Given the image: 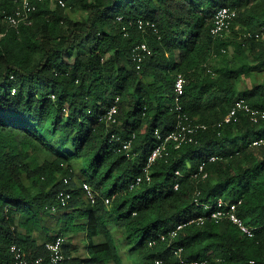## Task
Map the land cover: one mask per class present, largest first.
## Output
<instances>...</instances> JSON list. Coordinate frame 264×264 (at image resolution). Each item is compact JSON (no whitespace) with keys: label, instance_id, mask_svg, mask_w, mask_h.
<instances>
[{"label":"trees","instance_id":"trees-1","mask_svg":"<svg viewBox=\"0 0 264 264\" xmlns=\"http://www.w3.org/2000/svg\"><path fill=\"white\" fill-rule=\"evenodd\" d=\"M223 7L237 17L213 39ZM24 13V0H0V264H16L13 246L47 258L45 243L59 236L68 264H264V145H252L264 120L243 111L224 123L239 100L264 110V81L247 84L264 73V0H31L29 19L10 23ZM143 42L152 55L137 70L132 51ZM114 106L116 123L106 118ZM182 114L207 128L170 144L152 181L131 189L155 131L175 130ZM113 136L133 140L137 158ZM202 164L207 177L195 178ZM63 191L73 195L66 206ZM219 199L241 202L236 214L253 237L226 218L189 223Z\"/></svg>","mask_w":264,"mask_h":264},{"label":"built area","instance_id":"built-area-1","mask_svg":"<svg viewBox=\"0 0 264 264\" xmlns=\"http://www.w3.org/2000/svg\"><path fill=\"white\" fill-rule=\"evenodd\" d=\"M43 1V0H39ZM60 4L64 7L65 4L63 2H60ZM24 6L27 10V13H24L21 15L20 20L16 17H10V23L17 27L18 23L20 21H27L29 19V13L31 11V0H24ZM237 17V11L233 10L228 7H223L218 9L214 16L213 20V27L211 29V36L213 39H219L224 38L228 32H230L233 21ZM138 28L143 33L147 32L148 30H151L155 35L159 34V30L155 23L151 21H145V20H139L138 21ZM264 36V29L262 30L261 34H258L257 37ZM159 38V37H158ZM160 39V38H159ZM152 55V50L148 46L147 43L143 42L139 45H137L133 51H132V61L136 65L137 70H141L142 63L144 60ZM185 92V77L183 74L179 73L176 75L175 79V93H176V101L178 103L177 111L182 112V106L179 104L183 95ZM246 112L251 116V120L254 123H259L260 120H264V110H257L249 107L244 100H239L235 106L232 108L230 113L226 116L224 119V123L228 124L232 121L234 117L237 116L239 112ZM118 109L116 106L112 107L110 111L106 114V118L108 121L112 123L117 122V115ZM105 116H103L104 118ZM207 128L206 125H200L195 122H193L187 115L182 114L180 117V120L178 124L175 127V130L167 133L162 134L159 130L155 131V145L152 149V152L150 156L148 157L147 164L144 168L143 174L139 177H137L134 184H132L130 187L135 188L142 183H150L152 181L151 176V169L152 166L157 162V160L164 158L169 155L168 153V146L170 144H174L175 148L178 149L181 146L189 143H193L195 139L198 137L201 130H205ZM135 136H133V139ZM118 142L121 144L120 148H118V151L125 152L127 158L129 160H134L139 155L138 152H136L133 149V140L123 141L120 138L112 137L110 140V143ZM253 146H262L264 145V137L257 138L252 142ZM211 161H215L216 158H211ZM204 165L202 164L200 166V173H197L194 175L195 178H197L199 175L203 174V178L207 177V174H204ZM179 175V173H177ZM67 182V180H66ZM176 189H178V186H176ZM84 190L87 193L88 198L92 203L96 202V193L93 191V189L85 184ZM60 199H62V204L66 205L68 201L71 199V194L68 192H61ZM198 202V201H196ZM110 201L106 199V204H109ZM199 204V203H198ZM241 202L238 204L232 203L228 204L223 199H219L216 201L213 205H205V209L209 211L208 217H201L198 219L190 220L189 223H200L203 224L205 220L207 219H214V220H221L223 218L231 220L233 223L238 225V227L242 230L244 234H246L249 237H253V229H250L247 227L243 220L238 217L236 214L238 205H240ZM226 208H229L228 210ZM188 224V223H187ZM186 224L180 225L175 231H172L170 236L176 237L179 230H181ZM166 235L161 236V239H165ZM63 245H64V239L61 237L56 238L55 240L48 242L46 244V250L48 252L47 258L43 257H36L31 258L27 253L23 252L21 248L17 246H13L11 251L14 254L16 264H66L67 258L64 255L63 252ZM177 256H180L181 250H178L175 252ZM182 264H198V263H191L190 261H182ZM156 264H163L162 260H157Z\"/></svg>","mask_w":264,"mask_h":264},{"label":"rangeland","instance_id":"rangeland-1","mask_svg":"<svg viewBox=\"0 0 264 264\" xmlns=\"http://www.w3.org/2000/svg\"><path fill=\"white\" fill-rule=\"evenodd\" d=\"M255 81H257V82H263L264 81V73H256V75L253 76L252 80L250 79L249 81H247L248 86L251 87L252 86V83L255 82ZM242 86L243 85H241V87ZM50 222H51V224L54 223L53 220H51ZM84 236H85V231H81V233H80L81 239H80V245L79 246L81 247L83 253H85V251H86V244H87V241L84 238ZM122 254H123V252H122ZM127 264H130V263L128 262Z\"/></svg>","mask_w":264,"mask_h":264},{"label":"clouds","instance_id":"clouds-1","mask_svg":"<svg viewBox=\"0 0 264 264\" xmlns=\"http://www.w3.org/2000/svg\"><path fill=\"white\" fill-rule=\"evenodd\" d=\"M67 180V179H66ZM66 180H65V183H69V181L67 180V182H66ZM85 184H87V183H84L83 184V190H84V185ZM87 185H89V184H87ZM90 186V185H89ZM91 187V186H90ZM92 188V187H91ZM94 191V190H93ZM63 192H68V193H70L71 194V199L68 201V203L67 204H69V202L72 200V198H73V195H72V193L70 192V191H63ZM84 193H85V197L90 201V199L88 198V196H87V193H86V191L84 190ZM96 193V192H95ZM97 197H98V194H96V200H97ZM108 200H109V198H107ZM110 201V200H109ZM91 202V201H90ZM92 203V202H91ZM96 203V202H95ZM95 203H92V204H95ZM66 204V205H67ZM105 204H106V199H105ZM110 204V203H109ZM109 204H106L107 206L109 205ZM63 205V204H62ZM66 205H63V206H66ZM59 237H61V236H59ZM56 238H58V237H56ZM56 238H54L53 240H55ZM61 238H63V237H61ZM64 239V238H63ZM53 240H51V241H53ZM51 241H48V242H51ZM48 242H46L45 243V246H46V244L48 243ZM64 244H65V239H64ZM63 250H64V245H63ZM47 251V250H46ZM64 252V251H63ZM47 254H48V252H47ZM64 255H65V253H64ZM66 256V255H65ZM67 258V257H66ZM71 259H69V258H67V262H66V264H68V261H70Z\"/></svg>","mask_w":264,"mask_h":264},{"label":"crops","instance_id":"crops-1","mask_svg":"<svg viewBox=\"0 0 264 264\" xmlns=\"http://www.w3.org/2000/svg\"><path fill=\"white\" fill-rule=\"evenodd\" d=\"M81 252H82V250H81Z\"/></svg>","mask_w":264,"mask_h":264}]
</instances>
